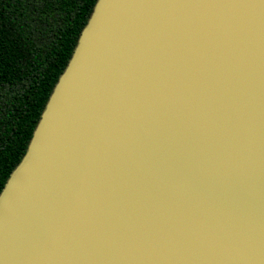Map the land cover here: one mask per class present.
I'll return each mask as SVG.
<instances>
[{
  "label": "water",
  "instance_id": "95a60500",
  "mask_svg": "<svg viewBox=\"0 0 264 264\" xmlns=\"http://www.w3.org/2000/svg\"><path fill=\"white\" fill-rule=\"evenodd\" d=\"M0 264H264V0H98L0 194Z\"/></svg>",
  "mask_w": 264,
  "mask_h": 264
},
{
  "label": "trees",
  "instance_id": "16d2710c",
  "mask_svg": "<svg viewBox=\"0 0 264 264\" xmlns=\"http://www.w3.org/2000/svg\"><path fill=\"white\" fill-rule=\"evenodd\" d=\"M98 0H0V194Z\"/></svg>",
  "mask_w": 264,
  "mask_h": 264
}]
</instances>
